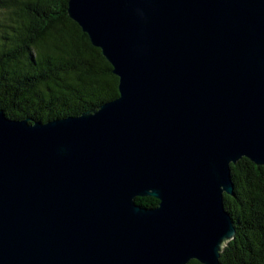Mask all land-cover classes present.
Here are the masks:
<instances>
[{
  "label": "water",
  "instance_id": "1",
  "mask_svg": "<svg viewBox=\"0 0 264 264\" xmlns=\"http://www.w3.org/2000/svg\"><path fill=\"white\" fill-rule=\"evenodd\" d=\"M67 13L119 95L46 122L0 110V264H221L231 164L264 165V0H69Z\"/></svg>",
  "mask_w": 264,
  "mask_h": 264
},
{
  "label": "trees",
  "instance_id": "2",
  "mask_svg": "<svg viewBox=\"0 0 264 264\" xmlns=\"http://www.w3.org/2000/svg\"><path fill=\"white\" fill-rule=\"evenodd\" d=\"M68 1L0 0V110L8 117L46 122L119 95L112 64L68 15ZM231 172L235 195L224 201L236 233L220 262L264 264V165L242 157ZM136 201L159 203L153 196Z\"/></svg>",
  "mask_w": 264,
  "mask_h": 264
}]
</instances>
